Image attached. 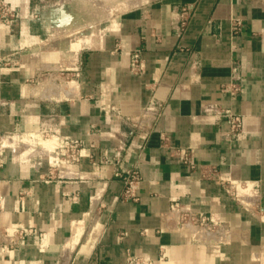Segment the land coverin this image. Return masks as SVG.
<instances>
[{
	"label": "crops",
	"instance_id": "obj_1",
	"mask_svg": "<svg viewBox=\"0 0 264 264\" xmlns=\"http://www.w3.org/2000/svg\"><path fill=\"white\" fill-rule=\"evenodd\" d=\"M9 1L18 16L0 28V151L5 136L50 121L84 141V156L23 165L4 150L0 264H264V0H146L73 63L63 56L71 41L52 37L48 0ZM135 51L141 73L130 66ZM62 75L69 83L56 88ZM232 81L242 84L237 96L222 89ZM225 109L244 117L238 140ZM178 148L193 149L195 169ZM135 167L138 198L127 199ZM214 169L257 184V201L233 200L208 177ZM184 210L215 214L225 228L180 224ZM8 224L36 233L11 248Z\"/></svg>",
	"mask_w": 264,
	"mask_h": 264
},
{
	"label": "built area",
	"instance_id": "obj_2",
	"mask_svg": "<svg viewBox=\"0 0 264 264\" xmlns=\"http://www.w3.org/2000/svg\"><path fill=\"white\" fill-rule=\"evenodd\" d=\"M16 5H14L9 0L0 1V28L9 27L13 20L18 16L16 11ZM188 10L184 9L183 16L181 18V24L184 27L187 24ZM243 25V21L241 19H236L232 23V29L234 32H239ZM131 69L135 73L143 72L145 68L144 60L140 56L139 51H135L131 55ZM224 91L230 92L232 96H237L242 90V84L237 81H232L228 84H224L222 86ZM155 107L151 106L147 112L152 111ZM221 116L227 121L229 125L228 134L231 138L240 139L244 130L245 121L244 117L240 114L233 112L231 109H225ZM38 132L43 138H56L57 145L53 150V154L56 156V159H53L51 155V150L46 151L47 154L43 156L40 155L41 158H46L48 160L55 161L56 163H66V164H74L81 160L82 156H84L82 150L84 146V141L80 139L70 138L61 133L60 129L55 127L50 121H46L42 124V128ZM14 135H9L8 137L13 138ZM21 140L24 136L17 135ZM25 136L33 139V150H36L37 145L42 144L40 141V136L35 135L34 131L26 134ZM8 145H4V149L0 151V167L3 166V153L5 147ZM176 153L178 154L181 163L183 166L188 168L189 170H193L196 168L197 164L194 158V151L192 148H178L176 149ZM218 171L214 169L213 175H209L208 177L216 179V181L222 185L223 190L236 202L241 203L242 205L246 204V200H251V203L254 204L259 196L258 185L247 181V180H237V179H227L222 176H219ZM117 175H121V171L117 170ZM141 176L140 171L137 167L131 169L125 177L126 187L123 191L124 198H132L137 199V189L138 184L140 182ZM6 203V195L0 188V213L5 209ZM261 218L264 219V208L259 209ZM179 222L180 224H194L196 226L205 227L209 230L218 231L223 230L225 228V222L215 214H207L202 211L196 210H184L179 214ZM6 238V246H10L11 248L15 246L22 245L26 242L27 237L31 234H35L36 232L32 228L25 227L23 225H12L8 224L3 227L2 232ZM43 236H39V241L43 242Z\"/></svg>",
	"mask_w": 264,
	"mask_h": 264
},
{
	"label": "rangeland",
	"instance_id": "obj_3",
	"mask_svg": "<svg viewBox=\"0 0 264 264\" xmlns=\"http://www.w3.org/2000/svg\"><path fill=\"white\" fill-rule=\"evenodd\" d=\"M88 1H91V2L93 1L92 3H95L96 6H99V4L100 5L105 4V1H101V0H88ZM127 1L129 2V0H127ZM145 1L146 0H133V1L130 0V2H129L130 4L127 2V4L129 6H125V7L120 6V7H122L121 8L122 10L120 9L121 11H119L120 7L119 8L117 7L118 10H116V8H115L113 10L114 14H112L113 15L112 17L104 18L102 21L101 20L96 21V22H94L95 24L93 22L87 21V22H85V24H82L80 26V28L75 29L73 27L72 28L67 27L66 25H63L62 23H59L60 22V15H64V12H65V14L66 13L71 14V13H79L81 11V8H79V6L74 3V0H48L47 11H50V13L53 12L51 14V16L53 18H55L54 19L55 30L52 31V37L54 39L58 40L57 43L62 44V43H66L69 41H71V42L76 41L79 38H85V37L89 36L90 38H87V39H89V42H88V44H86V46H89L92 44L93 38L98 39L102 35H104L108 32H111L114 29V27H113L114 25L112 26V24H113L112 20L114 17L119 16L118 17V19H119L123 15L130 13V12H133L134 10L140 8ZM98 2H99V4H98ZM107 7L110 8V6H107ZM126 7H128V8H126ZM109 8H107V9L109 10ZM97 9H100V6H99V8L97 7ZM92 35H93V37H92ZM71 42H69V43H71ZM70 55L66 56L69 58H66V57L65 58L69 62L73 63L74 59L76 58V54H75V56H74V54L71 55V57L73 56L72 58L70 57ZM62 76L63 77H61V81L55 82L54 86L56 88H59V87L64 88V86H67L66 84L69 83V82H67L69 80L66 77H64V75H62ZM37 131H39V130H37ZM11 135L17 136V134H11ZM25 135L26 134H24L22 136L25 137ZM5 139H8L9 143L10 142L14 143L12 146L8 145L7 147H5V149L10 150L9 154H10L12 160L17 164L28 165V164L35 161L33 158H35V157L40 158V155L43 154V156H44L45 154H47L46 151H48L46 148H44L42 143H41L42 147L40 144H36L37 145L36 150L31 151L30 148L31 147L33 148V144H35V143H31V142H27L25 140H21V138H19V137H17L16 139H13L12 137L5 136ZM44 139H47V138H44ZM28 149H30V153L26 154L25 156H22V152H24ZM50 155L55 156L52 153V151H51ZM186 225H189V227H191V228L203 229L204 231H207V232L208 231L209 232H217V231L209 230L205 227L196 226V225L191 224V223L186 224ZM218 231H221V230H218Z\"/></svg>",
	"mask_w": 264,
	"mask_h": 264
},
{
	"label": "bare ground",
	"instance_id": "obj_4",
	"mask_svg": "<svg viewBox=\"0 0 264 264\" xmlns=\"http://www.w3.org/2000/svg\"><path fill=\"white\" fill-rule=\"evenodd\" d=\"M101 1H105V4L104 5L103 4L100 5L99 2H98L99 6H100V9H97V7L99 8V6H96L95 3H92L93 1L91 2V1H88V0H74V3L77 4L79 6V8H81V11L79 13H71V14H67V13L65 14V12H64V15H62V17H61V23L63 25H66L67 27H71V28L73 27V28L77 29V28H80V26L82 24H85V22H87V21L94 23L96 21H100V20L102 21L104 18L112 17L113 16L112 14H114L113 10L115 8H116V10H118L117 7L119 8L120 6H122V7L129 6L127 4V2H128L127 0H101ZM131 1H133V0H131ZM129 2H130V0H129ZM107 6H110V8L107 7ZM122 7L119 8V11L122 10L121 9ZM107 8H109V10ZM126 8H128V7H126ZM87 38H89V36L85 37V38H79L76 41H72L71 43L66 44L63 47V56L66 57V56H68L70 54L71 55L74 54V56H75V54H77L79 49L82 46L86 45V43L89 40ZM71 55H70V57H71ZM66 58H69V57H66ZM34 134L40 136V134H38V132H36V131H34ZM17 137H19V136L14 135L13 139H16ZM22 140L34 143L33 139H31V138H29L27 136L23 137ZM39 142L43 144L44 148H46L47 150H51L52 152H53V150L55 149V147L57 145L56 138L44 139V138H42L40 136V141ZM10 143H9L8 139L4 140V145H11L12 146L14 144L13 142H10ZM30 149H31V151L33 150L32 147ZM30 149L22 152V156H25L26 154L30 153ZM52 156L53 155H51V157ZM52 158L55 159L56 157L53 156ZM85 217L87 218V216H85ZM78 230H79V228L76 229V231H78ZM197 230H199V229H197ZM77 234H78V232H77ZM75 236H77V235H75ZM70 240H73V239H70ZM68 243L71 244L70 242H68Z\"/></svg>",
	"mask_w": 264,
	"mask_h": 264
}]
</instances>
